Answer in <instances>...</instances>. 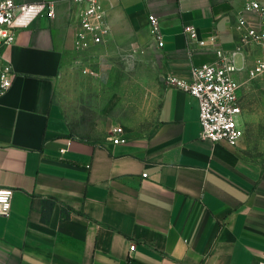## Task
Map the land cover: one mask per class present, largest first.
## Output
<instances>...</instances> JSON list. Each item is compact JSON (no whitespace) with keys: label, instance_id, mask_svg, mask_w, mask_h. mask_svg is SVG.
I'll use <instances>...</instances> for the list:
<instances>
[{"label":"crops","instance_id":"0c3cea01","mask_svg":"<svg viewBox=\"0 0 264 264\" xmlns=\"http://www.w3.org/2000/svg\"><path fill=\"white\" fill-rule=\"evenodd\" d=\"M14 1H46L53 16L5 49L16 74L0 97V188L14 193L0 216V264H264V139L253 134L263 117L243 107L240 87L243 137L204 140L197 99L167 82L189 79L218 49L233 53L238 21L255 19L250 0H104L108 34L83 52L74 2ZM151 13L163 36L154 122L124 131V144L75 134L59 99L68 67L104 77L112 44L149 35ZM259 56L255 45L235 54L238 81L262 78L251 77Z\"/></svg>","mask_w":264,"mask_h":264},{"label":"built area","instance_id":"2783aa9c","mask_svg":"<svg viewBox=\"0 0 264 264\" xmlns=\"http://www.w3.org/2000/svg\"><path fill=\"white\" fill-rule=\"evenodd\" d=\"M71 1L80 8L76 50L83 52L101 44L108 34L104 0ZM245 11L253 13L255 19L249 21L243 17L238 21L242 28L241 41L233 53L218 49L217 60L191 67L189 79L167 78L170 85L188 92L197 99L201 138L211 142L223 141L232 147L236 146L244 135V128L239 122L242 113L239 96L241 85L237 79L244 66L238 65L235 54L242 53L252 45L258 46L264 52V5L256 0H250L245 5ZM42 14L53 16L46 1L18 4L14 0H0V97L9 91L16 74L5 55V49L14 44L19 32L29 28ZM159 23V18L155 14L148 15L150 34L157 46L162 48L163 36ZM185 32L191 36L196 34L193 27H186ZM84 72L95 75L94 71L87 68ZM263 74L264 56H259L251 70V77ZM109 139L113 144L127 142L124 130L120 126L112 128ZM13 193L12 189L0 188V216L9 215ZM134 246L132 244L129 251H132Z\"/></svg>","mask_w":264,"mask_h":264},{"label":"rangeland","instance_id":"374dc122","mask_svg":"<svg viewBox=\"0 0 264 264\" xmlns=\"http://www.w3.org/2000/svg\"><path fill=\"white\" fill-rule=\"evenodd\" d=\"M110 49L104 77L100 72L85 73L78 64L69 66L63 77L61 108L73 132L81 137L101 140L115 126L138 135L145 133L155 119L160 57L154 39L149 33L115 42ZM260 77L262 81L240 78L239 82L243 107L247 105L264 119V74ZM247 86L253 90L246 91ZM253 134L256 140L264 139V120Z\"/></svg>","mask_w":264,"mask_h":264}]
</instances>
